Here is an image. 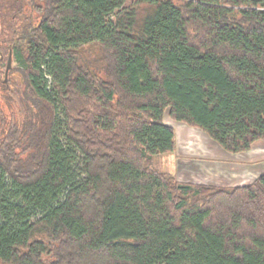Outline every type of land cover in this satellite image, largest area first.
<instances>
[{
  "label": "trees",
  "instance_id": "1",
  "mask_svg": "<svg viewBox=\"0 0 264 264\" xmlns=\"http://www.w3.org/2000/svg\"><path fill=\"white\" fill-rule=\"evenodd\" d=\"M0 47L23 79L0 94V264H264V173L158 165L167 116L264 143V0H0Z\"/></svg>",
  "mask_w": 264,
  "mask_h": 264
},
{
  "label": "rangeland",
  "instance_id": "2",
  "mask_svg": "<svg viewBox=\"0 0 264 264\" xmlns=\"http://www.w3.org/2000/svg\"><path fill=\"white\" fill-rule=\"evenodd\" d=\"M133 0H128V2H131ZM84 55L85 58L87 59L86 64L90 67L91 70L99 72V74L103 75V66L99 60L100 57V50L97 46H90V47H86L84 50ZM16 66V63L14 61H12V68H14ZM6 74V73H5ZM6 79V76H0V94H5L4 92L6 91L5 89H3V85L4 88L7 87L6 85H8V97L9 96H16V91L18 90V86L23 82L22 76L18 73H13V72H9L6 82H4ZM15 106H17L16 104H14ZM8 107V106H7ZM8 112L7 113H11L13 110H10V107H8ZM168 117V116H167ZM172 120V119H171ZM175 123V122H174ZM186 127H189L186 125ZM190 131L194 132L192 133V135L190 134L188 137L190 138V140H185L187 142V144H185L183 142L184 147H186L187 151L189 152L188 149H190L191 151L189 153H192L193 155L190 156H184V154H177L176 155H172V154H168V155H163L160 157L159 159V167L166 172H173V174L176 175L177 180L184 182L181 178H179L178 174L176 173L177 171L174 169L175 166L176 167H181V165L187 164L188 162L192 161L194 163H203V167L204 169H207L208 172V177L207 180H211L214 181V183L219 184L220 186L226 184H236L239 183V181L234 180L233 183L230 182V180H232V175H234L235 177H237L238 175L240 176V172L239 171H233L232 169L230 170V167H232L234 164H240V163H246L248 162V164H253L255 166L259 165V168L262 167L264 168V148H256L255 150H253V152L251 154H249V160L247 159V154H230L224 156L225 158H221L218 156L217 152H219V150L216 152L215 149H219V147H215L212 150H209L210 152H216L213 153L212 155H204L206 154L205 152L207 151V149H205V147H203V139L200 138L199 136H197L196 134H202L204 133L203 131L201 132V130L196 129V128H192L190 127ZM189 129V128H188ZM206 134V133H205ZM185 135V133H184ZM203 135V134H202ZM207 135V134H206ZM182 136V135H181ZM185 138V139H189V138ZM206 137V136H205ZM208 139L211 140L209 138V136L207 135ZM183 138V137H182ZM192 140L194 142V144H196V146H191L188 142ZM213 141V140H212ZM214 142V141H213ZM218 145V144H216ZM208 152V151H207ZM188 157V158H187ZM235 159V161H230ZM242 160V161H240ZM239 162V163H238ZM177 164V165H176ZM224 164V165H223ZM179 165V166H178ZM223 165V166H222ZM229 169V170H228ZM264 170V169H263ZM262 172V169H257L255 167L254 171L252 172L253 176L252 179L255 180V178L257 177L258 174H260ZM262 175V174H261ZM238 176V177H239ZM190 177V176H189ZM259 177V175H258ZM202 179V178H200ZM257 179V178H256ZM185 180H190V178H185ZM186 183H191L189 181H186ZM195 183V182H193ZM197 183V182H196Z\"/></svg>",
  "mask_w": 264,
  "mask_h": 264
},
{
  "label": "crops",
  "instance_id": "3",
  "mask_svg": "<svg viewBox=\"0 0 264 264\" xmlns=\"http://www.w3.org/2000/svg\"><path fill=\"white\" fill-rule=\"evenodd\" d=\"M164 121H165V123L173 126L174 129H175L176 151L172 155H176V153H177V154H184V156L187 155V156L192 157L191 155H193V154L189 153L191 150L188 149L189 150V152H188L187 149H186L187 146L184 147V145H183V142L185 144H187V142L185 140H190V138L188 136L190 134L192 135V133H194V132L190 131L191 128L190 127H186V125L183 124V123H179V122L171 120L170 117H166ZM184 133H185V135H184ZM202 134H200V135L196 134V135L203 139V147H205V149H207V151H208V152L206 151L205 152L206 154H204V155H212L213 153H216L219 150V152H217V154L222 159L225 158L224 156H226V155L230 156V154L228 152H226L225 150H223L219 145H216L215 142H213L212 140H209L205 133H202ZM187 137L189 139H185ZM188 143L191 146H196V144H194L193 140H192V143H191V141H189ZM216 146L219 147V149H215L216 152H210L209 151V150L214 149ZM259 147L264 148V143L257 144L250 151H248L246 153H242V154H247L246 156H247V159L249 160L250 159L248 157L249 154H251L253 152V150H255L256 148H259ZM230 161H235L236 162L235 159L230 160ZM240 161H242V160H240ZM255 167L257 169H259V170L262 169V172L260 174H258L259 176H261V174L264 173V170H263L264 168H262V167L259 168V165L255 166L254 163L249 165L248 162H246V163L242 162L240 164H234L232 167H230V170L232 169L233 171H235V170L239 171L241 175L240 176L238 175L239 177L238 176L235 177L234 175H232V180H230V182L233 183V181L236 180V181H239V183L228 184V185L224 184L222 186L237 187V186H244V185L251 184L254 181V179H252V177L254 176L252 172L254 171ZM174 169L177 171L176 173L179 175L178 177L181 178V179L183 178L182 180L184 182L189 181L191 183H193V182L196 183L197 182V183L211 184V185L220 186L219 184L214 183V181H211L210 179L207 180V178H209L207 176L208 172H207L206 168L204 169L203 163H194V162L190 161L187 164L181 165L180 169H179V167H176V166H175ZM171 173H173V172H171ZM258 175H257L256 178H258ZM187 177L190 178V180H185V178H187ZM200 178H202V179H200Z\"/></svg>",
  "mask_w": 264,
  "mask_h": 264
},
{
  "label": "flooded vegetation",
  "instance_id": "4",
  "mask_svg": "<svg viewBox=\"0 0 264 264\" xmlns=\"http://www.w3.org/2000/svg\"><path fill=\"white\" fill-rule=\"evenodd\" d=\"M10 57L12 58V61H14V60H13V59H14V56H13V50L10 49L8 55H6L5 52L3 51V47H0V61L2 62V64L4 63L5 65H8V62H9ZM6 68H7V67H6ZM11 68H12V67H11ZM10 70H11V69H10ZM9 72H10V71H9ZM5 73H6V71H5ZM8 74H9V73H8ZM4 76H6V79H7V76H8V75L5 74ZM6 79H5L4 82H6Z\"/></svg>",
  "mask_w": 264,
  "mask_h": 264
},
{
  "label": "water",
  "instance_id": "5",
  "mask_svg": "<svg viewBox=\"0 0 264 264\" xmlns=\"http://www.w3.org/2000/svg\"><path fill=\"white\" fill-rule=\"evenodd\" d=\"M11 67H12V58L10 57L7 68H6V75H8Z\"/></svg>",
  "mask_w": 264,
  "mask_h": 264
}]
</instances>
